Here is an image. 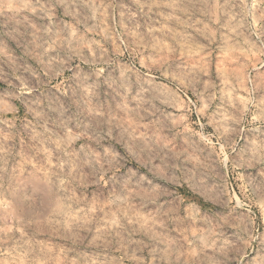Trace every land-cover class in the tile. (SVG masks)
I'll list each match as a JSON object with an SVG mask.
<instances>
[{"label":"clouds","instance_id":"9594fccd","mask_svg":"<svg viewBox=\"0 0 264 264\" xmlns=\"http://www.w3.org/2000/svg\"><path fill=\"white\" fill-rule=\"evenodd\" d=\"M0 264H264V0H0Z\"/></svg>","mask_w":264,"mask_h":264}]
</instances>
